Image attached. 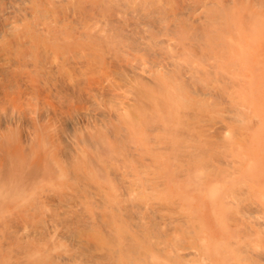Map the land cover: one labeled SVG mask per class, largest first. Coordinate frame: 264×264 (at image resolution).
Returning <instances> with one entry per match:
<instances>
[{"label": "bare ground", "instance_id": "obj_1", "mask_svg": "<svg viewBox=\"0 0 264 264\" xmlns=\"http://www.w3.org/2000/svg\"><path fill=\"white\" fill-rule=\"evenodd\" d=\"M24 1L0 0L11 5ZM27 1L37 6L40 19L35 24L18 31L14 24L16 19L1 23L0 18V36H9L6 43L0 44V222L4 225L7 221L2 226L3 235L6 233L2 231H8L5 229L11 227L12 222V227H16L10 230L12 234L15 230H24L20 222L25 220L27 230L23 232H30L33 227L28 219L33 218L38 207L68 206L73 196L85 188L86 175L99 178V173L104 171L123 184L124 189H130L125 176L131 169L125 165L116 166V163L127 156L135 160L138 150L147 145L159 149L171 147L183 159L191 153H196L198 159L197 152L209 156L206 143L215 142L218 130L226 124L207 110L209 105H215L212 98L215 88L203 83L197 86L195 81L223 84V91L232 97L229 87L240 80L237 74L249 71L247 67H240L239 62L254 66L259 63L254 62L259 51L264 50L263 42H256L260 37L258 40L255 37V47L251 39V44L240 41L238 49L232 48L227 28L221 26L222 17L244 25L238 14L226 11L215 15L205 10L197 17H184L189 6H197L195 0H192L194 4L190 0ZM209 3L207 1V5ZM248 14L255 16L252 11ZM200 19L211 20L215 27L204 32ZM186 32H190V36H185ZM246 32L254 34L247 29ZM225 48L232 49L233 53ZM254 78L255 85L263 82L264 70ZM262 86L257 85L254 90L264 99ZM192 94L204 96V100ZM252 105L264 115L263 104L254 101ZM172 158L175 159V155ZM154 159L164 163L168 158L155 153ZM261 160L264 162V155ZM186 166L192 169L190 158L185 164H176L180 170ZM247 171L249 176L264 175V169L252 166ZM199 174L204 178L207 171L204 168ZM252 182L255 180L248 176L238 185L235 182H210L209 185L201 182L204 187L196 189L194 194L201 197L198 199L191 198L179 184L169 185L168 192L179 194L185 205H192V209L193 205H206L212 210L216 228L202 226L201 249L197 246V251H193L197 264L209 257L218 260L216 264H225L226 260L220 259L233 256L239 250L228 244L226 235L229 233L219 225L224 222L222 200L226 198L233 204L245 205L246 215L250 217L252 210L264 205V188L257 189V197ZM88 192L93 199L102 201L101 194L97 197V192ZM81 196L83 199L90 197H77ZM249 196L257 199L247 202ZM252 202L255 205L252 206ZM80 209L86 212V206ZM22 215L25 218L21 219ZM99 216L95 212L85 214L77 221L78 225L82 228L97 226ZM232 220L248 228L264 227V214L244 218L241 213L234 215ZM37 221L40 222L39 218ZM32 232L35 233L32 230L30 234ZM65 232L68 233L67 227ZM19 234L14 235L18 238ZM58 234L59 238L62 234L60 231ZM254 240L258 239H252L251 253L238 256L234 264H241V259H264V242L255 244ZM26 244H19L14 250L23 247L20 249L26 252L30 248L29 243ZM25 246L29 247L25 249ZM33 250L31 253L36 256L37 247ZM28 254L20 258L26 262L30 259L31 254ZM67 257L76 258L75 254ZM112 262L113 259L108 261Z\"/></svg>", "mask_w": 264, "mask_h": 264}, {"label": "rangeland", "instance_id": "obj_2", "mask_svg": "<svg viewBox=\"0 0 264 264\" xmlns=\"http://www.w3.org/2000/svg\"><path fill=\"white\" fill-rule=\"evenodd\" d=\"M25 1L22 2L23 4L20 3V5L12 4L13 6L6 2H0L1 23L8 21L12 22L16 19L17 21L15 20L14 24L18 26L16 27L18 31L21 29L25 30L28 26L33 23L35 24V22L40 19L37 15V6L31 1H27V3ZM195 1L199 7L195 5L189 6L186 9L184 17H188V15L197 17L205 10L215 15L230 11L231 13L242 15V17L244 16V19L237 16L239 20L244 22V25L239 24V22L236 23L235 21H231L230 19L226 21L225 17H222L223 24L221 26L223 28L225 27L224 29L227 28L226 31L228 32L226 34L231 40L230 44L233 49L236 50L239 48L238 43L240 41L246 45L248 44L247 42L250 41L249 43L251 44V39L253 42L252 45L255 47L254 43L259 37L261 38L260 41L258 40L256 42H263L264 44V0ZM195 1L190 0L189 2L194 4ZM207 1L208 3L210 2L208 5ZM5 5H7V7ZM218 6H220V8ZM249 10L255 13V16H250V14H248L250 12ZM243 12H246L247 15L245 13L243 14ZM220 18L221 16L218 19L220 20ZM224 20L227 22L225 26ZM200 22H202L204 32L215 27L211 20L200 19ZM218 25L219 24L216 26ZM246 29L252 31L257 36H253V33V35L247 34L250 32H246ZM185 36H190V32H186ZM255 37L258 38L254 40ZM8 39L9 36L7 35L0 36V44H3V42L6 43ZM187 39L188 38H186V40ZM224 50L233 53L232 49L225 48ZM257 61L259 63L254 66L239 62L240 67H247L249 71L243 70V73L237 74L240 76V80H237L236 84L229 87L232 97L223 91V84L217 85L211 82L208 84L206 81H195L197 86H201L200 83H203L211 88H215V95L212 97L215 100V105H209L207 110L209 112L212 111L218 116V119H220L222 123L226 124L225 128L218 130L215 142L206 143V147L210 150V152H207L209 156L197 152L199 155L198 159H196V153H191L188 158H190L192 163V169H188L186 166L184 170H180V168H176V164H185L188 158L183 159V157L171 147L159 149L151 144V146L147 145L138 150L139 154H137L138 156H136L135 160L127 156L123 161H118L116 163V166L125 165L131 169V172L128 173L129 175L125 176L127 179L126 185H128L130 189H124L123 184L120 185L116 179L114 180L104 171L99 173V178L86 175L85 188L78 191L73 196L68 206H58L56 208L41 206L38 207L39 209L37 208V211L35 210L33 218H31V220L28 219L29 223H32V225L31 223L30 225L33 227L32 230L35 232L34 234L33 232L30 234L32 231L31 229L30 232H28L29 235L25 233V228L27 230V227H25L24 223L27 222L24 219L25 221L20 222V226H24L21 227L24 228V230H19L22 233L19 234L20 232L15 230L19 234L18 238L14 235L16 233L15 231L14 234L10 232L15 226L14 223L12 227V221H10L12 222L11 227L7 224L9 229L4 227L6 228L5 230L8 231H2L6 233L3 235L1 233L3 229L2 226H5L7 221L4 222V225L1 223L2 221L0 222V264H11L15 261L16 264L18 263L17 259L20 264H29L31 260L33 262L35 261L34 264H37L39 259L40 264H97L100 262H107L106 264H109L108 261L110 259H113L112 264H197L198 260L194 259L195 256L193 251H197V246L201 249L202 244L200 243L199 237L203 230L202 226L210 229L216 228L215 223H213L212 210L208 209L206 205V207L193 205L196 208L194 209L193 207L192 209V205H185L181 201V196L179 194L176 195L175 193L168 192V187L169 185L175 186V184H179L185 192H188L191 198L193 196V198L198 199L201 197H198V194H194L196 193V189L204 187L201 182H205V185H209L208 183L210 182H235L236 185H238L243 182L245 176H248L255 180V182H252L254 184L253 188H256V194L258 195L257 197H259V191L257 189L264 188V175L249 176L247 175V170L250 166L258 170L264 169V162L261 160L264 155V115L252 105L254 101L264 105V99L258 97L257 91L254 90L257 85H264V81H259V83L255 85L256 81L254 80L255 75H258L260 71L264 70V50L259 51V55H257L254 62ZM192 96L198 100H204V96H197L196 94H192ZM110 101V99H107V102L111 104L112 102ZM43 117L45 118L44 115ZM198 119L200 118L198 117ZM54 122L56 124L59 123L56 120ZM251 150L252 152L249 154ZM155 153H160L164 157H167V161L158 163L155 159L153 160V155ZM173 155H175V159L172 158ZM250 156L253 158L250 159ZM195 160H199V162L195 163ZM194 163L196 165H194ZM197 164H199L200 167ZM195 166H197V168ZM204 168L207 174H204L205 177L202 178L200 177L199 171H204ZM88 190L97 192V197L101 194L102 201H97L96 197L93 199L94 196H92ZM78 195H90V197L83 199L82 196L77 197ZM257 197L251 198V196H249L247 202H251L257 199ZM222 202L223 207H221V211L224 222L219 225H223L227 233H229L226 235L228 244L234 247V249L235 247H239V250H237L235 255H226L220 260H226L225 264H234L237 263L236 258H238V256L241 258L251 253L250 250L253 247V244H251L253 238L258 239L253 241L255 244L264 242V227L255 225L254 227L248 228L241 224L240 221L235 222V220H232V217L234 215L238 216V214L241 213L244 214V218H251L253 215L264 214V205L260 203V209L252 210L249 215L250 217H248V211L244 208L245 205L233 204L232 202H228L226 198H224ZM136 204H139L140 207H137ZM251 205H255L254 202H252ZM81 206H86V212H82L80 209ZM42 208H45V211H48L49 214L47 212V214H45ZM196 209L198 210L195 211ZM50 211L52 213H50ZM94 212L100 215L97 226L82 228L80 224L78 225L77 221L80 220L83 215ZM41 213H43V215ZM49 216H52V218L50 219ZM37 217L41 224H38L40 222L37 221ZM23 218H25L24 215H22L21 219ZM0 220L2 219L0 218ZM36 221L38 223H36ZM10 222L8 223L10 224ZM35 227H37L36 231ZM66 227L68 233L65 232ZM14 229H16V227H14ZM53 231H55V233H59L60 231L63 236L60 235L58 238L57 235L59 234H55ZM20 235H24L23 238H20ZM54 235L56 236L54 237ZM37 236H39V238ZM5 237L7 238L6 240ZM24 238H26L27 241L24 240ZM80 239L83 242H81ZM2 240L5 243H3ZM26 242L29 243L27 244L30 246L31 250L29 248L25 252V250L22 251L23 249H20L23 247L19 248V251L21 250L22 253L31 254L30 256L28 254L30 259H28L27 256L25 257L26 260H29L25 262L24 258H22L24 261L20 258L24 256V253L22 256L21 251L19 254L18 249L16 251L14 247L17 248L16 246H20L19 244H21V246L25 245ZM16 243L18 244L16 245ZM33 245L35 249L37 247V251L33 248L35 253L39 251L36 253V256L40 254L38 257L31 253ZM29 246H25V249ZM10 249H13L11 250L13 253L10 252ZM14 251H16L17 254ZM179 253H184L185 255H180ZM9 254L15 256V258L9 256ZM69 254H75L76 258L74 260L68 258L67 256ZM206 255L209 256L208 253H206ZM33 256L36 258L34 259ZM54 256L58 257L55 258ZM10 257L14 260L10 259ZM44 258H47V260L45 259V263H43ZM8 259L10 260L8 261ZM213 259L209 257L206 261L199 263L216 264L218 260ZM10 261L12 262L10 263ZM79 261H81V263ZM33 262H30V264H33ZM239 262L241 264H248L249 262V264H264V259L258 261H254L253 258L241 259Z\"/></svg>", "mask_w": 264, "mask_h": 264}]
</instances>
